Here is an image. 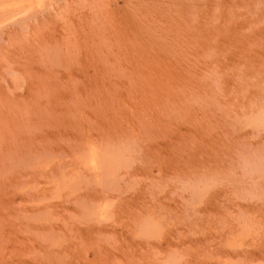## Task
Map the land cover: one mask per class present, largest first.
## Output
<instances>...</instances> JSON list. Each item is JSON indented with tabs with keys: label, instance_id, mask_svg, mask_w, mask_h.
<instances>
[{
	"label": "rangeland",
	"instance_id": "1",
	"mask_svg": "<svg viewBox=\"0 0 264 264\" xmlns=\"http://www.w3.org/2000/svg\"><path fill=\"white\" fill-rule=\"evenodd\" d=\"M0 264H264V0H0Z\"/></svg>",
	"mask_w": 264,
	"mask_h": 264
},
{
	"label": "bare ground",
	"instance_id": "2",
	"mask_svg": "<svg viewBox=\"0 0 264 264\" xmlns=\"http://www.w3.org/2000/svg\"><path fill=\"white\" fill-rule=\"evenodd\" d=\"M7 1V0H6ZM14 3V2H13Z\"/></svg>",
	"mask_w": 264,
	"mask_h": 264
}]
</instances>
